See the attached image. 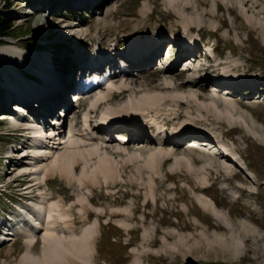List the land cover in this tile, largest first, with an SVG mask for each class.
<instances>
[{
  "label": "rangeland",
  "instance_id": "374dc122",
  "mask_svg": "<svg viewBox=\"0 0 264 264\" xmlns=\"http://www.w3.org/2000/svg\"><path fill=\"white\" fill-rule=\"evenodd\" d=\"M49 1L47 5L50 7L45 11V0H0V16L11 22L13 29L12 37L3 39L0 44L1 102L5 100L4 96L7 98L3 91L9 82L13 86L20 84L21 80L29 83L27 79H18L27 72L32 73L37 69L40 72L41 65L57 67L56 73H60L58 70L64 68L65 63L69 64L64 61L67 58L72 60L73 66L78 63L79 57L90 61L93 56L103 52L102 57L112 59L124 49L126 52L130 49L150 51L156 47L154 44L159 43L162 46L156 50L162 64L157 59V64L140 70L142 73L133 69L129 74L137 75L122 79L123 75L118 74L112 82L119 85L121 81L134 79L136 93L156 90L165 97L175 96L171 90L164 92L163 78L156 79L166 72L157 71L159 66L169 69L176 65L165 74L179 76L187 65L193 67L198 61L196 64L200 66L206 60V54L214 48L219 56V59H215L216 63L221 64L219 71L224 74L228 72V76L237 79L235 82L250 86L233 88L238 91L233 98L214 84L213 74L209 71L201 73L204 76H198L199 79H205L212 85H203V93L194 90L199 100L189 106L193 136L186 140V136L177 133L184 131L181 126L187 120L185 104H179L180 118L173 121V125L163 126V122L144 124L140 139H133V134L140 130L131 128L130 123H117L123 127H114L117 125L115 123L114 128H104L103 132H99L96 126L99 125L102 108L90 114L88 137H92V144L103 140L108 155L120 164L116 176L108 183L99 176L97 185L88 187V194L86 189L78 188V181L76 183L83 168V164H79L72 183L68 184L56 175L47 181L46 188L40 186L39 189L46 193L47 198L61 200L65 207L74 205L77 197L87 198L89 206L85 207V215L79 214L76 207L71 209L70 214L78 236L86 229L85 225L98 221L99 235L95 240L91 264H134L135 260L139 264H264V0H177L172 6L170 0H97V5L101 4L99 7L87 3L80 8L75 7V0H57L59 2L55 5ZM28 2H33L29 9H36H27L31 12L25 16L24 12L28 11L23 7ZM187 22L193 27H187ZM136 41L138 44L134 43ZM183 41L194 44L193 49L187 48L194 51L191 53L193 58L185 55L180 62L189 60L177 65L180 55L176 54L185 49L181 45ZM143 42L151 43L150 47L139 44ZM175 46L179 52H176ZM78 51L81 56L78 54L76 59H71ZM195 52L199 55L197 60ZM125 65L128 68L131 66L128 60ZM44 70L50 74L48 69ZM181 76L185 81L184 77L194 78L196 74L192 71ZM104 85H99L96 92L102 90ZM104 87L107 88L106 85ZM233 89L229 92L234 93ZM5 90L9 92L8 88ZM187 91L186 97L191 94ZM89 96L91 99L92 96ZM217 96H226L229 102L235 104L233 110L237 114L231 110L232 114L239 117L243 125L229 131L227 125L222 127L214 121L215 115L224 113ZM86 98L83 99L86 103L75 101L69 94V109L57 107L47 119L50 124L45 129L47 135H50V131H54L52 138L56 134L54 140L48 142V146L53 145L51 152L61 150L63 146L56 150L58 143L62 145L71 132L81 136L83 114L88 109ZM171 98L176 100L179 96ZM126 101L125 96L113 100L111 105L120 106ZM8 105L6 110L0 107V114L10 112ZM197 105H212L217 109L210 108L209 114L203 112L204 121H199L195 114ZM169 109L177 108L173 104ZM169 109L164 113L177 114ZM143 110V114L149 112L146 108ZM161 127L167 132L165 136L173 132V135L176 134L173 138L175 144L156 145L154 139H163L157 131ZM119 128L125 131L124 136L119 135L118 139L130 141L125 147L116 137L119 130L115 129ZM111 129L114 131L111 132ZM160 131L164 132L162 128ZM19 133L22 136L31 135L29 131H16L0 123V193L4 192L0 196V221H4L3 214L15 219L14 222L23 219L19 214L21 209L24 210L21 213H26L41 200L38 187L28 189L32 177L24 176L20 182H13L18 176L17 168L25 166L23 162L26 158L18 159L21 151L31 144H23L26 140ZM200 136H205L208 139L205 144L213 151L221 152L227 159L208 156L203 152V138ZM163 147L171 155L149 169L144 164L146 158L151 153H159ZM111 148H124L126 153H115ZM226 152L241 162L244 172L240 167L233 168L235 165ZM127 153L130 156L135 153L141 159L129 161ZM222 164L232 170V177L223 174L219 167ZM250 179H254V183L251 184ZM225 191L229 192L231 198ZM236 196H239L238 199H232ZM202 197L211 201L219 214V221L198 207L196 199ZM114 211L122 215L112 214ZM118 221L126 222L129 228H120ZM36 235L37 242L31 254L40 256L41 233L37 232ZM7 237L10 238L0 241V264H20L26 250L25 238L21 235Z\"/></svg>",
  "mask_w": 264,
  "mask_h": 264
},
{
  "label": "bare ground",
  "instance_id": "6f19581e",
  "mask_svg": "<svg viewBox=\"0 0 264 264\" xmlns=\"http://www.w3.org/2000/svg\"><path fill=\"white\" fill-rule=\"evenodd\" d=\"M51 1L53 2L54 5L59 2L57 0H50L49 2ZM176 1L177 0H170L169 3L172 6L174 5V3H176ZM74 2H77V4H75V7L77 8H80L87 3L88 4L92 3V5H94L95 7L98 6L97 0H91L90 2H87L86 0H84L83 2L82 0H75ZM44 3L46 4L44 7L46 11L49 9L50 6L47 5L48 0H45ZM30 4H33V2H28L27 4H25V7H23V10H27V9L31 10L28 8ZM32 7H34V5H32ZM34 9L36 8H32V10ZM31 11L24 12L23 15L25 16L30 15L29 13ZM40 23L41 25H44V22L42 20H40ZM190 26L193 27L190 22H187V27H190ZM191 31L193 30H190L189 32ZM134 43L138 44V41ZM139 44H148L149 47L151 45V43H146V42L139 43ZM181 45L183 46V48H188L189 50H191V48L193 49L194 44H187L186 42L183 41ZM153 46H156V47L154 49H150L151 50L150 52L144 51V50L142 52L141 50L138 51L136 49L134 50L130 49L128 52H125L123 55L119 54L125 59L128 58V61L130 62V65H131L129 68L126 69V75H123L122 79H124L125 77H129L130 75H137V74H132V73L129 74L133 69H137L138 73H142L140 70L146 69L148 66L152 64L153 60L155 59L154 57H156V55L158 54L157 53L158 50L156 49H159V47L162 46V44L160 43L158 45L154 44ZM175 48L177 49L178 47L175 46ZM195 50H197V47H195ZM147 52L149 53L147 54ZM193 52L194 51H191V53ZM79 53L81 52L78 51L75 56L73 55V57H71V59L72 58L76 59L78 56H81V54ZM102 53H100L99 56L104 55ZM178 54L180 55L179 56L180 60L178 61V64L176 63L177 65H180L186 62L187 60H189V59H186L184 62H180L182 58L185 57V55L182 52V49L176 55ZM162 56H163V53H162ZM187 56L190 57L189 55ZM64 61L65 62L68 61L69 64L65 63L64 68L61 69L62 71L58 68L59 69L58 72L60 71L61 74L56 73L57 67L56 68L52 67L49 64H45L46 66L41 65L42 67L40 71L41 73L38 71L39 69L33 71L34 73L39 75L41 80H43V84H41L42 86L39 84H36L37 87L31 88L28 86L31 84V82L28 81L29 83H26L24 82V80L23 81L21 80V82L18 81L20 82V84H17L14 86L11 85L10 82L8 84L6 83L7 84L6 88L8 89L14 88L15 90H18L21 95H23V96H20V98L17 97V98L12 99L19 103V104L16 103L17 105H14L15 110H12V112L23 111L22 106H25L26 108H29L32 111H35L38 115H40V119L42 120V126L40 127L39 124L32 122L33 119H35L37 115L32 116L33 118L32 120L24 119L20 121L15 116H9L8 115L9 113L1 114L2 119H7V118L10 120L12 119V121H14L16 124L23 125L24 128L21 130V132L29 131L31 134V137H33L32 140L30 141L31 146H29L27 149H24L26 151V154L20 155L21 158H24V157L26 158V160L23 162L25 166L24 167L22 166L21 169L17 168V170H18V174H22L23 177L24 176L32 177L33 183L29 181L27 185L28 189L32 187H36V188L38 187L37 192L40 194V197H41L40 202L37 201L39 203L36 204L37 203L36 202L35 204H33L34 206L32 205L31 210L28 211L29 212L27 216L28 222L27 223L23 222L24 219H19L17 222H14L12 220L10 223L11 232H9L6 235V237L3 238L7 240V238H10L7 236H12V235L14 236L21 235L25 238L26 250L21 257L20 264H91L93 263L92 257L94 253V244H95L96 237L99 235L98 221L96 220L92 224L85 225L84 227L86 229L85 230L83 229L84 232L83 231H82L83 233L80 232L81 235L78 236L79 234L77 235L74 230L72 220H71V214H70L71 209L76 207L79 214H81L82 216L85 215L86 214L85 207L87 205L89 206V201L87 200V198L83 196L77 197L76 201L73 203L74 205L71 204V205H68V207H65L61 200L55 199L52 197L47 198L46 193L41 192V190L39 189L40 185L46 188L47 181L49 179H52L56 175L60 179L64 180L66 183L68 184L72 183V181L76 177L75 176L76 168L78 167L79 164H83V168H81L82 171L80 173V177L76 178V183L78 181L77 183L79 185L78 188L86 189L88 194L90 192L88 190V187L97 185L99 176L102 177L106 183H108L107 181H112L114 176H116V172H117V169L120 168V164L116 162L115 159H113L114 157H111L110 154L108 155V152L106 151L107 149H106V146L103 140L100 139L98 143L92 144V139H91L92 137H88L89 136L88 133L90 134V129L88 125L91 122L89 120L90 114L95 113L100 108H102L101 113H100L101 117L99 116L100 117L99 125L96 126L98 127L97 129L99 132H103L104 128L113 127L115 123L117 124V119H118L124 124L128 125L130 123L131 128L136 129L138 131L140 130L139 133L133 134L134 135L133 139H140V137H143L142 127L144 124H147V123L152 124L154 122H156L157 124H159L160 122L162 124V122L163 123L165 122V124L173 125L174 124L173 121L177 120V118L178 119L180 118V114H178L179 107L182 104L183 106L185 104L188 112L186 111L187 120H185L182 124L183 126H181V129H183L184 131L182 132L179 131L177 133H179L180 136L182 135L186 136L185 137V140H186L187 138L189 137L191 138V136H193L192 135L193 129L190 126V123H191V113L190 112L191 111H189V106L191 104L194 105L195 102L199 100L198 99L199 96L197 97V94L194 90L200 93H203V87H204L203 85L207 86V84H209L207 80L199 79V77L204 76V74L201 75V73L206 74L208 72V69L196 70L197 68H195L196 76L191 79H186L184 77L185 81H183L182 80L183 77L181 75L185 76L187 74H190L192 72V69L194 68L191 66V69L187 68L188 70L185 71V73H180L181 75L175 76V77L168 73L165 74L167 71H170V70L172 71L174 66L176 67V65H173L169 67V69L171 68L170 70L164 69V68H162L161 70H157V71H166V72H164L162 76H157L156 79H159V78L164 79L163 87L164 89H166V91L164 92H168L169 90H171V93L175 95L171 97L179 96V98L176 100L175 99L172 100L171 97H165L162 95V92H159L156 90L151 91V92L139 91L138 93H136L134 89L136 80L130 79L129 82L121 81L119 85H115L112 82V80H115L116 78L112 79L111 82L105 81L104 84L106 85L107 88L104 90L105 88L104 87L105 85H104L102 89L104 91L100 89L99 92L94 93V96H92L91 99L89 95H91L92 92L80 95L81 97L78 95H73L76 101L83 99V97L89 96L85 99L87 100V107L86 106L85 107L88 109L85 111L86 114L85 113L83 114L82 124H81L83 129L82 130L80 129L81 130L80 132L82 133H80L81 136H78V134L73 135L71 134L72 133L71 132L69 134L70 136H68V139L66 141H62L63 142L62 145L58 143L56 150H58L60 146L61 147L63 146V148H61V150L59 149L58 151H56V153H54V152H51V150H53V145L49 144L50 146H48V142L51 139L54 140L56 134L53 135V138H52L51 135L54 133V131H52V133L50 131V135L46 136V130L44 131L42 129L43 128L46 129L50 127V124L48 125L47 119L49 118L51 114L55 112V109L57 107H61L62 109L66 108L67 110L69 109L67 98H68V95L71 93L70 78L75 69V64H73L72 66L71 64L72 60H70V58H67ZM113 62H116V60H114ZM220 66L221 64H219L217 68L219 69ZM45 68L50 71L49 72L50 74H47L46 72H44ZM118 73H123V70L119 71ZM17 74L19 75L18 70H17ZM29 74H31V72H29ZM62 75H65V77L64 76L62 77ZM22 78H23V75H21V77L17 79L20 80ZM214 80H215V82L213 81L214 84L218 86L220 90H225L224 92L225 95L231 94L233 98L237 96L238 91L233 88L235 87L239 88L240 87L239 85L234 84V83H229V82L225 83V82L219 81L216 78H214ZM74 82L80 85H83L81 80L80 81L76 80L73 77V87L76 86V83ZM63 83H64V85L62 86L63 88L59 92V89L61 88V85ZM209 85H212V84H209ZM129 87H131L132 89H130ZM25 88H27L26 91H25ZM231 89L235 90V92L234 93L229 92ZM54 91L55 93H53ZM114 91L117 93V95L112 94V92ZM186 91L187 92L190 91L191 93L190 95L188 94L189 96L187 97L185 95ZM3 93H6L5 95H7L6 96L7 98H8V95L11 94L10 92H7L5 89ZM44 96L47 98L43 99ZM125 96L127 97V101L124 104L120 106L111 105L113 100H119L120 98L123 99L125 98ZM217 99L219 101V105L223 107L222 109L224 113L221 115H215L214 121H216L217 124H219L222 127H224V125H227L229 127L227 128L229 131L236 129L238 125L240 126L242 124L241 123L242 121L240 120L239 117H237L236 115L234 116L232 114V111L233 112L235 111L233 110L235 107V104L233 102H229V99H227L226 96L224 97L217 96ZM237 101L241 102L240 100H237ZM35 103H38V105ZM173 104H175V107L177 109H172V110L169 109V106ZM34 106L36 108H33ZM0 107L4 108V110L7 109L6 105H4L3 102L0 103ZM143 108L144 109L146 108L149 112L147 114H143L142 113L144 112ZM195 108H196L195 114L198 117L199 121H202L204 119L202 115L203 112H205L206 114H209L211 113L210 108H214V110L217 109L216 106H212V105H207V106L197 105ZM167 109L171 111H176L177 114L176 113L165 114L164 111ZM139 112H141L142 115H140ZM160 117L162 118L159 119ZM51 123H54V125L56 124V122L54 121H52ZM120 125L117 124L114 127H123V125L122 126ZM161 128L164 130V132L160 131ZM161 128H158L157 131L158 133L162 134L161 137L163 139L162 141L154 139L156 145H159L158 143H161L162 145L171 144V143L175 144L173 138L175 137L176 134L173 135L174 133L173 132V133H169L172 135L165 136L167 132L165 131L163 127ZM115 130H119L118 132H116V134L118 135H122L125 131L122 128L115 129ZM19 135H22V134L19 133ZM44 139L45 140L48 139L47 142L45 141L46 143L45 146H43ZM201 139L203 140L204 143L208 141V139L205 136H202ZM185 140H183L182 144H184ZM190 141H193V140L191 139ZM119 142L122 143V145L124 144L123 145L124 147L130 144V141L129 142L119 141ZM23 144H27V141H24ZM163 148H164L163 150L165 151L159 149V153H151L148 155V157L146 158L147 162L145 160L144 164L149 169H153L155 166L160 164V162L164 160L167 156L171 155V153L168 150H166L165 147ZM204 148L201 150L205 152L208 156H214V157L219 156L221 158L227 159V157H223L222 153L219 151H213L212 149V151L210 152V151L205 150ZM62 149L64 151H62ZM112 151H114L115 153H126L124 148H115V149H112ZM149 151H153V150H149ZM226 154L233 161V164L235 165L233 166V168L236 169L237 167H240L243 170L242 172H244L241 162L238 161L237 158L230 156L227 152ZM94 159L96 160V162H93ZM128 159L129 161L133 159L139 160L141 159V157L134 153L131 156L129 155ZM44 162H47V164H44ZM219 167L226 177H232L234 175L232 170L228 166H226V164H222ZM250 180H252L251 184L254 183V179H250ZM238 187H241V186H238ZM28 193L31 194L32 192H28ZM30 197H33V196H30ZM237 197L239 196H236V198ZM236 198H232V199L236 200ZM196 203L202 211L211 215L217 221L220 220L219 214L216 211L213 204L211 203V201L202 197V198H197ZM23 211L24 210L21 209V212ZM112 214L118 215V216L122 215V213H119V211H116V212L114 211V213ZM59 223H61V225ZM117 223L120 226V228H123L126 230L129 228V224H127L124 221H118ZM37 232L41 233L42 246H41L40 256H35L31 254L33 246L37 242V240L35 241L36 237L38 236V235L35 236V233ZM134 264H139V263L137 260H135Z\"/></svg>",
  "mask_w": 264,
  "mask_h": 264
},
{
  "label": "trees",
  "instance_id": "16d2710c",
  "mask_svg": "<svg viewBox=\"0 0 264 264\" xmlns=\"http://www.w3.org/2000/svg\"><path fill=\"white\" fill-rule=\"evenodd\" d=\"M12 35L13 29L11 22L0 16V44L3 43V39L10 38Z\"/></svg>",
  "mask_w": 264,
  "mask_h": 264
}]
</instances>
